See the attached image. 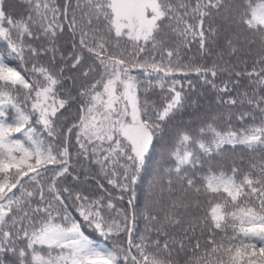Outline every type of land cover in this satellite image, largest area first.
<instances>
[{
    "label": "snow or ice",
    "instance_id": "obj_1",
    "mask_svg": "<svg viewBox=\"0 0 264 264\" xmlns=\"http://www.w3.org/2000/svg\"><path fill=\"white\" fill-rule=\"evenodd\" d=\"M19 3L17 17L13 0H0V264H178L173 251L192 253L185 264H264V160L247 171L212 164L238 148L264 154V0ZM193 44L211 65L188 56ZM193 74L225 111L178 127L177 113L197 103L185 89L194 90ZM156 142L170 165L161 172L169 199L159 211L145 206L152 239L136 233L133 186ZM85 161L119 201L133 191L128 207L101 183L94 197L78 188L89 179ZM82 223L117 242L98 245Z\"/></svg>",
    "mask_w": 264,
    "mask_h": 264
},
{
    "label": "trees",
    "instance_id": "obj_2",
    "mask_svg": "<svg viewBox=\"0 0 264 264\" xmlns=\"http://www.w3.org/2000/svg\"><path fill=\"white\" fill-rule=\"evenodd\" d=\"M16 4V8L14 10V15L17 17L24 12V7L19 3V0H13ZM58 3H62L63 0H57ZM61 48L65 52V54L71 50V39L65 34V36L61 40ZM6 48V42L0 39V52L4 51ZM189 57H193L197 63H205L211 65L215 60V57H210L205 60H201L197 55L196 45L193 44L191 46V50L188 52ZM59 59V57H57ZM227 59V57L225 58ZM46 61V58H45ZM42 61V62H45ZM11 66H18L19 61L12 59L9 61ZM235 63V61H233ZM30 67V64L28 65ZM251 66V61H249V67ZM240 67H243L242 65ZM239 70V68L237 69ZM150 79L155 80V77H151ZM192 80L194 85V90H189L187 88V84H185L186 91L189 92L191 100L197 101L196 104H189L186 106L181 112L177 113L175 119L173 120V124L178 127H186V128H197L199 127L201 120L206 119L209 114H216L219 112L225 111V109L218 105L217 103V93L215 90L211 88L209 85H204L203 81L198 79L194 74L189 77ZM228 79V73L222 72L216 78V83L221 84L222 81H226ZM67 83V81H66ZM248 86V80L246 78L241 80V91L245 90ZM161 90L159 87H155L152 90L151 99L159 100L161 95ZM245 110H247V106H245ZM231 124L234 128H239L241 126L240 122L233 119ZM220 128L225 129L228 125L223 121L220 122ZM161 145L159 142L155 143V147L150 150L149 155L146 157L145 165L143 166L137 183L133 186L134 194H135V203L137 207L141 210V214L138 215L135 229L137 234H148L152 239H156V234L154 232H149L148 230L152 227L150 223L144 218V209L146 205H155V210L159 211V208L163 203L168 202V194H167V185L165 183V179L161 176V172L163 168L169 167L170 165L165 164L161 159ZM205 161L208 160L207 157H202ZM264 160V154L259 152L252 153L246 150L237 149L236 152H229L226 154L215 156L212 160V164L218 165V167L214 170L216 171H226L229 172L230 168L235 165L240 167L242 171H247L249 168V164L257 163L259 165L260 161ZM123 163V161H121ZM84 164L89 168V179L86 183L78 185V188L82 191H85L90 196L99 195V189L97 187V183H101L105 186V188L112 193L113 203L117 204V207H128L127 199L131 198L133 195V191L130 190L127 193H123L124 200L119 201L117 198L122 194L119 189H114L112 185H109L107 182V178L101 172L99 165L90 164L85 161ZM209 167L208 163H205L202 169H198L196 172V179L199 182V177L206 174L207 169ZM82 171V169H80ZM117 173H122L123 169L118 166L115 169ZM119 181V175L116 177ZM72 181L69 178L67 182V186H71ZM163 189V192H162ZM31 190V189H29ZM178 191V186H177ZM71 203V201H69ZM207 207V202L205 198L201 197V209L199 212H203V210ZM72 216L78 221L81 220L79 217V213L76 211L74 206L69 208ZM108 215L109 213L106 211L105 213ZM111 215H115L114 212ZM82 230L85 234L93 240L98 245L111 246L113 243L117 241L115 238L107 239L100 237L99 234L92 228L88 227L87 224L82 223ZM192 253L187 251L185 253L177 254L173 251V257L178 261V264H185L188 257L191 256Z\"/></svg>",
    "mask_w": 264,
    "mask_h": 264
},
{
    "label": "water",
    "instance_id": "obj_3",
    "mask_svg": "<svg viewBox=\"0 0 264 264\" xmlns=\"http://www.w3.org/2000/svg\"><path fill=\"white\" fill-rule=\"evenodd\" d=\"M128 200V199H127Z\"/></svg>",
    "mask_w": 264,
    "mask_h": 264
}]
</instances>
